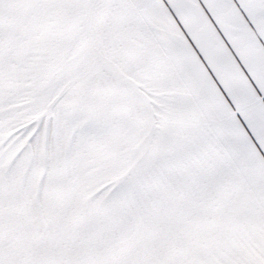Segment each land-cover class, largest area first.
<instances>
[{
    "label": "snow or ice",
    "instance_id": "1",
    "mask_svg": "<svg viewBox=\"0 0 264 264\" xmlns=\"http://www.w3.org/2000/svg\"><path fill=\"white\" fill-rule=\"evenodd\" d=\"M0 264H264V0H0Z\"/></svg>",
    "mask_w": 264,
    "mask_h": 264
}]
</instances>
